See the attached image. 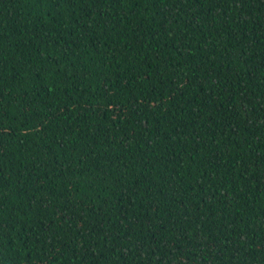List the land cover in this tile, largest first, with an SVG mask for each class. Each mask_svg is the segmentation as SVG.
Wrapping results in <instances>:
<instances>
[{
	"label": "trees",
	"instance_id": "16d2710c",
	"mask_svg": "<svg viewBox=\"0 0 264 264\" xmlns=\"http://www.w3.org/2000/svg\"><path fill=\"white\" fill-rule=\"evenodd\" d=\"M0 264H264V0H0Z\"/></svg>",
	"mask_w": 264,
	"mask_h": 264
}]
</instances>
